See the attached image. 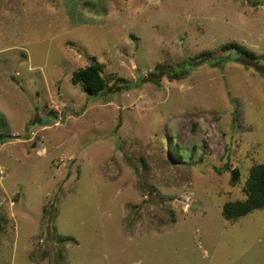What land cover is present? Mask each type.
Returning <instances> with one entry per match:
<instances>
[{
  "label": "rangeland",
  "instance_id": "obj_1",
  "mask_svg": "<svg viewBox=\"0 0 264 264\" xmlns=\"http://www.w3.org/2000/svg\"><path fill=\"white\" fill-rule=\"evenodd\" d=\"M0 135V264H264V0H0Z\"/></svg>",
  "mask_w": 264,
  "mask_h": 264
},
{
  "label": "trees",
  "instance_id": "obj_2",
  "mask_svg": "<svg viewBox=\"0 0 264 264\" xmlns=\"http://www.w3.org/2000/svg\"><path fill=\"white\" fill-rule=\"evenodd\" d=\"M221 50L224 52L235 50L238 54L255 56L236 44L223 45ZM103 72L104 65L94 62L84 69L76 71L72 76V83L81 85L83 91L89 96H101L106 94L108 90L106 78L102 75ZM8 138L0 135V143L9 141ZM245 194L246 198L244 200L228 202L223 206L222 215L225 220L229 222L237 221L255 210L264 209V164H256L251 167L246 181Z\"/></svg>",
  "mask_w": 264,
  "mask_h": 264
},
{
  "label": "water",
  "instance_id": "obj_3",
  "mask_svg": "<svg viewBox=\"0 0 264 264\" xmlns=\"http://www.w3.org/2000/svg\"><path fill=\"white\" fill-rule=\"evenodd\" d=\"M233 182L237 181L240 177V171L239 169H235L231 173Z\"/></svg>",
  "mask_w": 264,
  "mask_h": 264
}]
</instances>
